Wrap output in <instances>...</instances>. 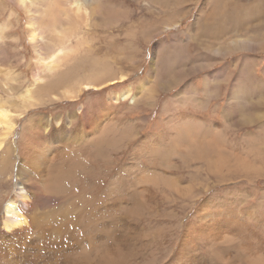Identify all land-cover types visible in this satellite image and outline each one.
Wrapping results in <instances>:
<instances>
[{
    "label": "rangeland",
    "instance_id": "obj_1",
    "mask_svg": "<svg viewBox=\"0 0 264 264\" xmlns=\"http://www.w3.org/2000/svg\"><path fill=\"white\" fill-rule=\"evenodd\" d=\"M50 1L32 2L35 21L39 19L35 29L44 36L41 57L46 56L45 44L55 41L56 31L74 27L77 36L71 39L75 52L56 74L69 66L75 69L54 76L52 88L91 75L123 81L99 91L85 90L77 101L49 98L17 118L16 130L8 138L5 169L0 163V198L10 197L17 186L18 160L11 159L26 143L23 126L29 118L32 123L42 115L47 119L73 112L80 119V125L73 126L78 132L90 120L84 108L87 103L94 108L111 102L112 125L117 121L126 125L124 150L101 167L88 163L85 145L75 146L84 164L72 157L70 169L83 171L65 179L63 199L79 208L86 198L85 204L97 208L124 192L126 222L136 231L128 237L134 252L126 254L125 264L152 262L156 256L155 264L165 262L154 244L168 230L166 240L172 245L167 248L175 251L192 226L202 227L195 214L210 200L205 207L217 220L227 222L217 234L230 241L220 250L216 239L203 229L199 247L205 252H196L200 264H226V258H232L229 264H263L264 0H80L87 13L76 17L75 12L68 17L72 11L66 3L59 15L47 11ZM8 21L10 27L0 38V68L11 69L22 83L12 89L13 96L0 83L4 100L16 98L41 71L29 38L28 13L17 0H0V25ZM245 39L250 40L248 45L239 43ZM124 90L130 92L126 101H110ZM184 115L193 118L188 120L191 125L198 123L209 138L221 142L218 153L209 151L215 161H226L221 173L197 155L196 145L175 144L176 139L184 142L179 133ZM114 133L110 129L111 136ZM242 161L253 167L246 171ZM120 173L122 181L115 183ZM166 177L173 179L172 186ZM186 186L188 194L180 191ZM232 229L235 235L229 234ZM247 257L252 261L247 262Z\"/></svg>",
    "mask_w": 264,
    "mask_h": 264
},
{
    "label": "bare ground",
    "instance_id": "obj_2",
    "mask_svg": "<svg viewBox=\"0 0 264 264\" xmlns=\"http://www.w3.org/2000/svg\"><path fill=\"white\" fill-rule=\"evenodd\" d=\"M37 1L17 0V4L28 13L29 38L35 47L37 58L40 60L38 68L41 71L35 74L33 81L26 85L25 89L16 95V98L4 100L0 96V163H2L3 169L6 167L5 158L10 155L6 151V147L11 143L8 142V138L16 130L17 118L21 117L26 110L45 103L49 98L50 100L58 98L77 101L85 90L99 91L109 84L123 81L122 77L117 79L91 75L84 80L80 77L78 79L71 78L70 81L64 83L58 81L60 84L56 88H52L51 80L54 76L57 77L58 74L68 73L67 70L74 71L75 69L67 66L68 69L56 74L63 67V63L68 62L70 58L68 56H72L75 52L74 45H71V39L76 35V29L73 27L59 32L56 31L55 41L45 44L46 56L41 57L43 53L40 51L39 45L43 42L44 36L35 29L39 19L35 21V11L32 7V2L35 4ZM61 1L51 0L46 10H51L59 15L62 4L66 3L69 4L72 11L68 17H73L74 12L75 17L87 13L86 4L80 0ZM54 5L60 7H53ZM10 24L11 22L8 21L0 25V38L7 29L6 27H10ZM239 43L248 45L250 40H241ZM259 48L261 49V46ZM76 72L79 73L78 70ZM0 81L3 87H6L4 91L7 93H11L12 89L17 87V84L22 83V79L15 76L11 69L2 71L1 68ZM10 95L13 96L12 93ZM129 96V90H124L121 93H115L110 101L118 104L121 101H126ZM110 104L102 107L97 103L93 108L91 103H87L84 108L87 109L85 113L89 112L88 118L90 120L86 124L82 123V128H76L78 132L74 127L80 125V119L73 112H68L67 116L63 114V116L58 115L55 118L48 117L47 119L43 118L42 115L43 117L41 116L32 123V118H29L24 124L23 140L26 143L24 146L21 143L20 153L18 152L11 159L12 162L18 160L17 186H15L10 197L2 198L3 200L0 198V264H125L126 254L128 255L130 251L134 252L132 240L129 243L128 237H134L136 231L128 226L129 223L126 222L124 192L121 193L120 191V194L115 196L110 204L104 202L102 205H98L97 208L94 204H85L86 198L81 206L76 208L75 202L63 199L62 196V190L68 184L65 179L82 170L81 167L74 170L70 169L72 157L84 164L82 160L84 157L77 156L74 150L75 146L85 145L87 153H89L88 163L90 165L99 163L101 167L110 164L111 156L116 157V155H121L123 152L121 151L124 150L122 145L127 137L126 125L120 124L118 121V124L114 122L112 125ZM189 119L193 118L184 115V123L179 122V133L183 135L185 143L176 139L175 144L179 146L191 142L196 145L197 155L202 159H206L214 172L221 173L226 161L222 159V161H215L211 155L212 153H209V151L218 153L223 147L221 142L216 141L215 138H209L210 135L207 134V131L201 130L202 126L198 123L191 125ZM191 126L193 128L189 129ZM110 129L115 130L113 136L110 134ZM157 142L160 145V142ZM9 148L13 147L9 146ZM151 152L153 153V151ZM246 162L242 161L241 165L248 171L253 165ZM105 166L103 167L106 170ZM21 167V173H19ZM121 171L124 174V168H121ZM122 174L119 178H116L115 183L122 181ZM167 180L170 181L169 185L172 186L173 179L168 177ZM121 187L120 184L119 190ZM65 189L67 190V187ZM189 189L190 187L186 186L180 191L188 194ZM211 202L210 200L204 202L195 214L196 219L201 221L202 227L194 229L192 226L191 229L189 228L188 233L180 239L175 251H169L167 248V245H172L166 240V237L169 238L170 236L167 233L168 230L165 232V237L163 235L161 241L154 244L156 246L155 251L162 253L161 260L166 262L160 264H200L199 254H196V252H205L203 247H199V244L203 241L201 237L203 229L216 239L218 249H225L227 242L230 240L225 236H218L217 232H223L227 222L217 220L215 214L207 209ZM205 205L207 206L205 207ZM88 209H92V211ZM229 234L235 235L233 229L229 231ZM197 240H201V242L198 243ZM154 245L150 248L154 249ZM209 249L211 250L212 247H209ZM216 251L217 249H214L213 253L216 254ZM157 259L156 256L152 262L147 261V263L145 261L142 264H155ZM230 259L232 258H226L225 263L229 264ZM250 261L252 260L248 258L247 262ZM261 262L264 264V256L261 257ZM253 263H256V261ZM137 264H141V262Z\"/></svg>",
    "mask_w": 264,
    "mask_h": 264
}]
</instances>
